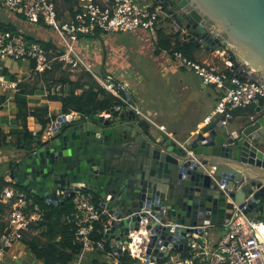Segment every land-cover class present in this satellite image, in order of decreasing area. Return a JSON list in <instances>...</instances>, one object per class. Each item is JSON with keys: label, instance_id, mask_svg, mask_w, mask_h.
<instances>
[{"label": "water", "instance_id": "95a60500", "mask_svg": "<svg viewBox=\"0 0 264 264\" xmlns=\"http://www.w3.org/2000/svg\"><path fill=\"white\" fill-rule=\"evenodd\" d=\"M151 1L185 33L184 45L232 48L233 70L240 75L244 64L264 84V0ZM132 107L130 98L129 108L117 101L89 117L61 115L49 140L42 130L21 136L7 160L11 182L47 205L87 191L107 245L121 255L133 234L148 263L184 251L189 234L207 242L227 230L235 207L264 214V105L241 120L215 114L182 139Z\"/></svg>", "mask_w": 264, "mask_h": 264}, {"label": "built area", "instance_id": "2783aa9c", "mask_svg": "<svg viewBox=\"0 0 264 264\" xmlns=\"http://www.w3.org/2000/svg\"><path fill=\"white\" fill-rule=\"evenodd\" d=\"M153 4V3H152ZM4 6L10 12L24 16L30 23L38 24L43 21L48 28H52L59 36V48L64 50H50L36 41H29L20 31H6L0 33V90L4 92H19V82L9 80L4 74L7 61L36 62L32 74L42 73L52 68L55 62L63 63L64 67L71 71L84 69L93 73L90 66L84 60L79 51V43L91 38L97 32L101 34L132 33L137 31H156L161 23L167 21V17L161 21L159 7H141L136 0H80L74 16L60 19L54 0H4ZM166 16V15H165ZM185 34L184 32H182ZM218 51L223 57L224 68L208 63H200L186 57L181 52H173L172 57L185 68L192 70L206 85H212L224 91L225 95L218 104L215 114H225L226 119L231 118L235 110H247L254 105H264V84L254 78L252 71L246 75L233 74L229 76L227 69L233 70L234 61L226 50ZM102 86L123 104L130 106V96L124 84L115 82L113 79L98 80ZM231 84V88L227 87ZM138 115L146 117L137 110ZM214 114V115H215ZM67 121L73 119L72 115H65ZM210 117L206 119L208 121ZM56 123L47 126L43 132V139L49 140L54 137ZM1 131V109H0ZM37 132L34 131V135ZM224 188V187H222ZM74 212L73 222L77 227L76 241L81 244L82 251L98 250L105 251L104 240L95 241L93 234L96 225L103 223L100 210L91 199L90 193L80 190L72 197ZM1 200L11 204L8 213L6 227L0 236V260L11 252L16 246L24 241V233L29 230L31 224L43 219L45 210L26 193L20 192L14 187L4 190ZM14 202H13V201ZM219 241L211 246L209 241L199 242L198 235H188L186 249H168V258L164 264H264V222L248 217L243 210L235 207L229 223L226 225ZM132 240L127 250L131 256L137 259L134 250L136 237L131 234ZM137 246V245H136ZM139 247V246H138ZM144 253V252H143ZM146 264H156L152 260ZM13 260H18L17 254L12 255ZM82 258L71 264H84Z\"/></svg>", "mask_w": 264, "mask_h": 264}, {"label": "crops", "instance_id": "0c3cea01", "mask_svg": "<svg viewBox=\"0 0 264 264\" xmlns=\"http://www.w3.org/2000/svg\"><path fill=\"white\" fill-rule=\"evenodd\" d=\"M57 1L60 4H68L76 3L77 1L79 3L80 0ZM98 1L105 2V0ZM0 13V20L14 25L20 32H25V34L34 38L33 40L53 39L47 34L44 26L32 24L3 7L2 0ZM160 32L163 33L164 37L171 39L172 45H175L178 38L180 41H186V35L178 31L175 24L168 19L154 32L137 31L126 34H106L109 37L123 34L125 37L143 41V45L135 44V47L130 45L115 56L113 55V48L110 46L109 49L105 48L106 44L102 39L103 34H97L96 36L82 40L78 47L81 54L85 57H83L84 60L91 67L92 72L98 79L106 80L111 78L117 83L124 84L134 107L146 116L144 118L154 122L162 130L167 131L170 136L182 139L188 132L202 127L208 117L214 116L217 106L225 93L215 86L204 84L192 70L180 65L179 62L173 59L172 54L168 50L161 48L159 44ZM98 40L103 41V50L92 51L95 41ZM220 51H222L221 53L224 52L223 50ZM226 51L230 56L231 53H234V50L232 49L231 51L230 48L226 49ZM221 53H213L199 48L195 50L193 60L200 63L213 64L222 69L224 68V60L227 57L221 56ZM234 55L236 56V54ZM5 67L9 80L15 78L18 82H26L32 76L30 62L7 61ZM242 69L241 73L244 74L249 71L244 64L242 65ZM16 94L14 91L4 92L0 90L1 132L8 137L7 141L11 145L0 149V181L5 180L8 183L12 182L9 178L7 160L14 153L16 145H21V136L24 137V140H29L31 139V130L36 132L43 130L42 126L32 116L28 120V135L21 134L18 138L10 136L12 132L23 129L17 120ZM48 95V90L38 91L35 95L29 97V105L33 108L48 107L50 115H54L57 118L64 115L62 113L61 102L48 100ZM3 98H5L4 103H2ZM259 106L261 105L257 104L251 107V109L235 110L232 117L236 120H241L247 115L254 113L255 109ZM69 115H72L73 118L81 116L75 112ZM56 122L57 120L49 125ZM7 218L8 214L5 215L4 220L0 219V223L6 224ZM100 225H103L102 222ZM223 232L224 229H221L213 231L210 234L209 244L212 247L219 241ZM104 241L106 243V239ZM109 248L110 251L107 249L105 251L84 250L79 254L77 259L82 258L84 264H119V254L116 251V245L112 243L109 245ZM132 249L135 256H137L139 264H146L142 248L134 245ZM123 250V253L127 250L126 246ZM14 254L19 256L18 260L12 259V255ZM152 261L155 263L154 260ZM0 264H43V262L36 259L29 247L23 242L7 253L3 260H0Z\"/></svg>", "mask_w": 264, "mask_h": 264}, {"label": "trees", "instance_id": "16d2710c", "mask_svg": "<svg viewBox=\"0 0 264 264\" xmlns=\"http://www.w3.org/2000/svg\"><path fill=\"white\" fill-rule=\"evenodd\" d=\"M54 2L60 19H65L66 15L71 17L75 15L78 1L68 4H60L57 0H54ZM16 15L22 19L25 18L19 14ZM36 25L47 27L43 21H40ZM6 31L15 32L20 30L14 25L0 20V33ZM21 33H23L29 41H36L42 44L48 51L59 49L60 53L64 52V50L59 48V43L55 42L53 39L38 41L33 40L34 38H31L28 34H25V32ZM97 34L101 33L97 32ZM162 34L161 32L159 33V44L161 48L168 50L171 54H173V52H181L190 59L194 58L193 54L196 49L192 43L184 45V42L180 41L177 37L178 39L175 45H172L171 39L164 37ZM231 57L234 58V63H236L237 58L234 53H231ZM30 67L34 70L36 62H30ZM226 72L229 76L236 74V71L234 73L231 69H227ZM4 74L8 76V72L4 71ZM240 75L245 76L246 73H240ZM254 78L257 79L255 76ZM12 81H16V79L12 78ZM41 90L49 91L48 100L61 102L62 113L64 115L75 112L82 117H89L93 114L103 113L114 108L115 102L120 101L117 97L108 92L89 71L84 69L71 71L69 68L64 67L63 63L55 62L51 69L32 75L26 82H19V92L16 94V105L18 108L17 120L20 122L23 129L12 132L10 136L18 138L21 134L28 135V120L32 117V113H34L35 120L42 126L43 130L49 124L57 120L56 116L50 115L48 107L33 108L29 105V97ZM4 102L5 98L2 99V103ZM122 105L124 104L122 103ZM7 139L8 137L0 131V149L11 146ZM8 187H14L18 191L26 193L29 197H33L45 210L43 219L31 224L29 230L24 233L23 241L36 259L43 262V264H71L75 262L82 252V246L76 241L77 227L72 217L74 212L73 199L58 205H47L30 193L25 192V190L17 185L8 183L5 180L0 181V197ZM10 208L11 204L9 205L2 200L0 201L1 220H4ZM5 227L6 224L1 222L0 236ZM104 231V225H100V223L97 224L93 239L95 241L105 240ZM106 249L110 251L109 245L107 244ZM118 259L119 264H139V261L133 258L128 251L119 255Z\"/></svg>", "mask_w": 264, "mask_h": 264}, {"label": "rangeland", "instance_id": "374dc122", "mask_svg": "<svg viewBox=\"0 0 264 264\" xmlns=\"http://www.w3.org/2000/svg\"><path fill=\"white\" fill-rule=\"evenodd\" d=\"M136 3L141 6V7H148V6H153V7H156L157 6L151 1V0H136ZM153 3V4H152ZM0 4H1V0H0ZM2 6H4V0H2ZM161 9V8H160ZM15 14V13H14ZM1 15V13H0ZM160 17H161V21L163 22V20L166 18V16L162 15L160 13ZM26 19V18H24ZM163 19V20H162ZM27 20V19H26ZM28 21V20H27ZM29 22V21H28ZM162 24V23H161ZM45 29L47 30V34L49 36H51L53 38V40L57 43H60V39H59V36L58 34L51 28H48V27H45ZM182 34V33H181ZM102 39L104 40L105 42V48L106 49H109V46L111 48L114 49L113 51V55L115 56L116 54L118 53H121L122 51H124L123 49L124 48H127L129 47L130 45H133V47H135L137 45H143L142 44V40L140 39H136V38H130V37H125V35L121 34V35H117V36H113V37H109L107 36L106 34L102 36ZM103 47H104V44H103V41L102 40H98V41H95L94 45H93V49L92 51H96V50H103ZM231 51H232V48H230ZM234 54H236V51H234ZM83 56V55H82ZM84 57V56H83ZM85 58V57H84ZM14 62V61H13ZM21 63V62H20ZM110 67V66H109ZM91 68V67H90ZM144 68V67H142ZM109 70V69H108ZM94 74V73H92ZM100 80V78L98 79ZM102 85V84H101ZM125 105V104H124ZM127 106V105H125ZM140 117H142V115H139ZM254 219L256 220H259V221H262L264 222V214H261V215H255L253 216Z\"/></svg>", "mask_w": 264, "mask_h": 264}, {"label": "bare ground", "instance_id": "6f19581e", "mask_svg": "<svg viewBox=\"0 0 264 264\" xmlns=\"http://www.w3.org/2000/svg\"><path fill=\"white\" fill-rule=\"evenodd\" d=\"M71 92V91H70ZM251 109V108H250ZM72 113V112H71ZM263 233H264V228L262 229ZM119 257V256H118Z\"/></svg>", "mask_w": 264, "mask_h": 264}, {"label": "clouds", "instance_id": "9594fccd", "mask_svg": "<svg viewBox=\"0 0 264 264\" xmlns=\"http://www.w3.org/2000/svg\"><path fill=\"white\" fill-rule=\"evenodd\" d=\"M134 106V105H133ZM133 108V107H132Z\"/></svg>", "mask_w": 264, "mask_h": 264}]
</instances>
